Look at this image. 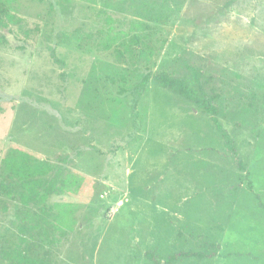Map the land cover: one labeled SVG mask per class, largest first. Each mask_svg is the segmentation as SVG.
<instances>
[{"label": "rangeland", "instance_id": "1", "mask_svg": "<svg viewBox=\"0 0 264 264\" xmlns=\"http://www.w3.org/2000/svg\"><path fill=\"white\" fill-rule=\"evenodd\" d=\"M3 2L0 264H264V0Z\"/></svg>", "mask_w": 264, "mask_h": 264}, {"label": "trees", "instance_id": "2", "mask_svg": "<svg viewBox=\"0 0 264 264\" xmlns=\"http://www.w3.org/2000/svg\"><path fill=\"white\" fill-rule=\"evenodd\" d=\"M21 20L10 13L3 0H0V28H8L10 25H20ZM21 27V26H20ZM50 54L55 63H59L55 57V52L50 49ZM147 79V78H146ZM158 81L165 89L170 88L179 92L184 97L189 98L190 95L185 87L184 82L173 80L166 75L158 77ZM142 91H145L146 82L141 84ZM140 93V92H138ZM23 100V98H19ZM218 129H220V126ZM227 140V139H226ZM227 143V141H226ZM5 168L15 177L30 183L33 186H40V181L37 178L45 177L51 170L52 166L43 161L33 160L29 154L21 149H15L11 155L4 160ZM28 197H24L23 201L26 204ZM188 256V255H186Z\"/></svg>", "mask_w": 264, "mask_h": 264}]
</instances>
